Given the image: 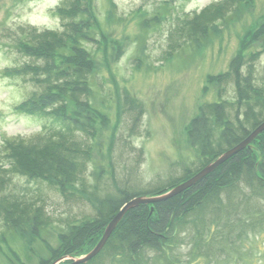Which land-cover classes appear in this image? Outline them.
I'll list each match as a JSON object with an SVG mask.
<instances>
[{
  "label": "rangeland",
  "instance_id": "obj_1",
  "mask_svg": "<svg viewBox=\"0 0 264 264\" xmlns=\"http://www.w3.org/2000/svg\"><path fill=\"white\" fill-rule=\"evenodd\" d=\"M62 1L0 0V146L5 139L37 135L52 125L49 119L16 111L37 86L6 76L4 71L30 60L15 46L26 27L62 29L63 19L56 13ZM218 1L93 0L99 19L94 34L101 43L85 44L95 51L97 60L91 99L100 116L95 139H87L92 151L83 190L64 197L44 181L13 174L10 191L44 203L54 220L30 238L1 219L0 264H41L51 259L69 224L95 216L98 198L117 195L122 188L146 191L183 176L189 167L199 171L206 166H201L202 159L190 144L188 127L201 106L220 100L219 85L211 77L229 71L239 52L247 59L263 48L260 42L247 46L243 42L249 31L264 22V0L247 3L244 13L213 28L202 45L189 41L181 29L183 22ZM253 63L256 83L264 84V51ZM247 65L242 67L244 73ZM233 81L223 86L225 100H237ZM238 185L229 198L243 208L230 212L223 196L220 225L196 229L188 221L183 232L187 237L163 252L141 254L142 260L150 264H264V190L251 188L245 180ZM197 230L204 238L191 236ZM109 264L123 263L116 259Z\"/></svg>",
  "mask_w": 264,
  "mask_h": 264
},
{
  "label": "trees",
  "instance_id": "obj_2",
  "mask_svg": "<svg viewBox=\"0 0 264 264\" xmlns=\"http://www.w3.org/2000/svg\"><path fill=\"white\" fill-rule=\"evenodd\" d=\"M250 1L212 3L190 22L184 21L181 29L189 41L202 45L213 28L217 29L221 22L233 20L237 13H244L243 6ZM92 3L93 0H63L59 3L56 13L63 19L62 29L26 27L21 37L15 40V46L30 60L4 71L6 76L24 78L37 86L28 98L18 103L16 111L52 121L50 128L44 127L37 135L8 138L0 146V220L22 236H38L54 218L44 203L39 204L24 194L10 191L13 174L23 175L29 181H44L64 197L83 190L84 170L92 151L87 139H95L100 116L91 99L97 60L95 51L85 44L101 43L94 34L99 19ZM228 14H232L231 17L228 18ZM258 42L263 46L261 50L253 52L247 59L239 52L231 60L229 71L211 77V81L219 85L220 100L201 106L199 114L190 122V144L197 149L202 167L237 145L264 121V84L256 83L253 63L264 51V22L255 31H249L243 43L247 46ZM244 65L249 67L247 73L243 72ZM230 80H234L236 101L221 96L223 86ZM139 118L140 114L134 122L137 123ZM253 142L263 155L260 163H257L259 153L246 147L176 196L132 207L101 253L87 264H109L116 259L123 264H150L142 260L141 254L173 248L176 240L187 237L183 232L188 228V221L196 229L220 225L218 217L223 208L220 204L225 202L223 196L229 201L230 212L233 208L244 207L240 202L236 205V199L229 198L236 193L242 180L251 188L264 190V131ZM198 169L194 171L189 167L183 176L171 178L164 185H155L146 191L122 188L117 195L98 198L94 201L95 216L78 225L69 224L70 230L61 236L62 242L52 250L51 259L42 260L41 264L52 263L68 254L79 256L90 252L125 202L143 194L165 193ZM226 220L225 223L229 224ZM194 233L192 237L204 238L199 230ZM90 244L93 246L86 249Z\"/></svg>",
  "mask_w": 264,
  "mask_h": 264
},
{
  "label": "water",
  "instance_id": "obj_3",
  "mask_svg": "<svg viewBox=\"0 0 264 264\" xmlns=\"http://www.w3.org/2000/svg\"><path fill=\"white\" fill-rule=\"evenodd\" d=\"M263 131H264V121H262L261 124H259L253 130H251V133L247 137L242 139L237 145L221 153V155L217 159L209 162L204 168L197 171L196 174L192 175L185 181L176 184V186L172 187L168 191H165V193L154 194V195L143 194V195L133 197L131 200L125 202V204L121 207V209L116 213V215L107 224V227L103 235L101 236L102 237L101 240L93 247V249L90 250V252L86 254H81L79 256H76V255L73 256L71 254H68V256H62L58 258L56 261L49 263V264H81V263L86 264L90 262L92 258H94L99 253H101V251L103 250V247L106 245L108 240L112 237L111 236L112 233L118 227V224L122 221V218L126 215L125 213L128 210L132 209V207H136L143 203L154 204V202L165 201V199L176 196V194H179L187 190L188 187L194 184H197L198 181L205 178V176H207L208 173L219 168L220 164L230 159V157L234 156L236 153L240 152V150L246 147L256 150L257 153H259L260 157H259L258 162H260L263 159V155L261 151L258 149V147L253 143V140L257 138L260 134H262ZM152 211H153V207L151 209V213ZM69 259H71L72 261L69 263H66V261Z\"/></svg>",
  "mask_w": 264,
  "mask_h": 264
},
{
  "label": "bare ground",
  "instance_id": "obj_4",
  "mask_svg": "<svg viewBox=\"0 0 264 264\" xmlns=\"http://www.w3.org/2000/svg\"><path fill=\"white\" fill-rule=\"evenodd\" d=\"M255 144V143H254ZM256 145V144H255ZM259 149V148H258ZM260 150V149H259ZM105 231V230H104ZM104 233V232H103ZM103 235V234H102ZM109 241V240H108ZM107 244V243H106Z\"/></svg>",
  "mask_w": 264,
  "mask_h": 264
},
{
  "label": "flooded vegetation",
  "instance_id": "obj_5",
  "mask_svg": "<svg viewBox=\"0 0 264 264\" xmlns=\"http://www.w3.org/2000/svg\"><path fill=\"white\" fill-rule=\"evenodd\" d=\"M239 237H240V232H239Z\"/></svg>",
  "mask_w": 264,
  "mask_h": 264
}]
</instances>
